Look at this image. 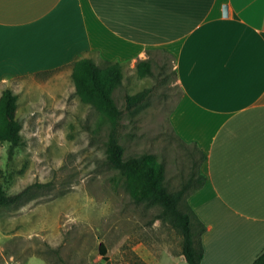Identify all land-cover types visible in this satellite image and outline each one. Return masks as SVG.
<instances>
[{"label":"crops","instance_id":"obj_1","mask_svg":"<svg viewBox=\"0 0 264 264\" xmlns=\"http://www.w3.org/2000/svg\"><path fill=\"white\" fill-rule=\"evenodd\" d=\"M155 49L174 56L183 93L172 131L205 155L187 198L205 226L200 264H251L264 251V0H0V82Z\"/></svg>","mask_w":264,"mask_h":264},{"label":"rangeland","instance_id":"obj_2","mask_svg":"<svg viewBox=\"0 0 264 264\" xmlns=\"http://www.w3.org/2000/svg\"><path fill=\"white\" fill-rule=\"evenodd\" d=\"M103 67L104 61L90 57ZM149 61L152 75L136 64ZM72 64L5 78L0 94L17 95L22 145L8 156L0 142V190L23 198L0 207V264H186L182 237L161 219L160 209L135 203L123 177L106 161L109 125L80 102ZM122 83L112 93L119 108L127 94L145 88L147 99L122 116L119 143L124 158L155 156L164 164V184L179 189L196 173L199 154L181 143L169 114L183 96L175 58L165 49L122 64Z\"/></svg>","mask_w":264,"mask_h":264},{"label":"trees","instance_id":"obj_3","mask_svg":"<svg viewBox=\"0 0 264 264\" xmlns=\"http://www.w3.org/2000/svg\"><path fill=\"white\" fill-rule=\"evenodd\" d=\"M122 64L104 61L101 67L89 57L80 58L72 63L71 79L75 94L84 104L95 108L100 117L109 125L106 141V161L123 177L128 193L135 203H149L160 209L156 219H161L182 237V256L186 264H200L203 258L201 236L205 231L204 224L187 203V198L203 185L200 166L205 155L196 146L199 154L197 171L177 190L170 191L164 184V164L149 154L124 158V147L119 143L121 119L125 112H130L141 105L151 92L145 88L124 97V106L119 108L113 97V91L122 83ZM136 72L143 78L152 75L148 60L136 64ZM17 95L5 88L0 94V142L8 143V156L15 148L22 145L20 134L21 123L17 116ZM177 139L182 142L178 137ZM27 193V188L7 194L0 190V207L19 202ZM251 264H264V251Z\"/></svg>","mask_w":264,"mask_h":264},{"label":"water","instance_id":"obj_4","mask_svg":"<svg viewBox=\"0 0 264 264\" xmlns=\"http://www.w3.org/2000/svg\"><path fill=\"white\" fill-rule=\"evenodd\" d=\"M222 15H223V16H226V15H227V7H226V5H224V6L222 7Z\"/></svg>","mask_w":264,"mask_h":264}]
</instances>
